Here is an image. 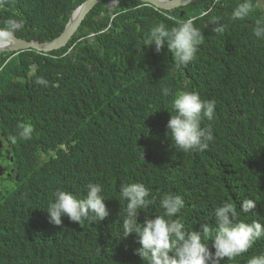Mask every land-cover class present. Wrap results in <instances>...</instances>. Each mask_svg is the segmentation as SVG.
<instances>
[{
	"label": "trees",
	"instance_id": "obj_1",
	"mask_svg": "<svg viewBox=\"0 0 264 264\" xmlns=\"http://www.w3.org/2000/svg\"><path fill=\"white\" fill-rule=\"evenodd\" d=\"M84 1L5 0L0 28L9 18H22L24 27L15 36L51 41ZM123 2L114 12L108 1L97 4L62 49L0 52V139L11 144L14 161L8 170L16 169L11 189L0 177V224L8 223L34 253L22 264H146L136 254L139 237L122 236L126 202L116 197L123 183L142 182L156 198L140 210L141 222L155 218L157 210L162 215L160 198L175 193L185 200L179 218L188 231L199 230L213 223L217 194L223 192L238 209L245 199H256V208L240 219L264 223V40L253 35L256 20H264L263 7L243 21H229L232 31L209 61L184 67L167 46L161 52L155 45L143 48L150 28L172 27L200 14L205 4L211 11L225 4L233 10L241 0L197 1L168 11ZM209 26L204 24L205 34ZM92 32L95 37L83 38ZM40 77L46 86L35 83ZM165 87L171 95H163ZM180 90L216 102L214 119L203 122L212 125L215 136L204 152H179L167 135L172 100ZM19 122H30L34 132L30 140L12 144L9 137ZM90 182L103 186L109 216L82 226L67 217L62 226L50 223L46 209L55 192L83 198ZM262 253L264 238L221 264H247ZM3 255L0 250V259Z\"/></svg>",
	"mask_w": 264,
	"mask_h": 264
},
{
	"label": "clouds",
	"instance_id": "obj_2",
	"mask_svg": "<svg viewBox=\"0 0 264 264\" xmlns=\"http://www.w3.org/2000/svg\"><path fill=\"white\" fill-rule=\"evenodd\" d=\"M4 3L5 0H0V5ZM229 7V4H225L211 11L209 4H205L200 14L193 13L178 20L172 27L165 23L155 24L146 34L143 48L155 45L156 52H161L167 46L175 61L184 67L194 60L207 62L223 48L224 38L232 31L227 30L229 21L245 20L257 9L264 7V0H241L233 10ZM222 15L225 19L220 18ZM206 23H210L207 28L209 34L204 32ZM23 27L22 18L7 19L4 27L0 28V41L13 40L14 34ZM253 35L264 40V20H256ZM198 54L201 58L197 57ZM35 83L46 86L48 82L40 77ZM162 92L164 96L172 94V90L167 87ZM215 110V100L204 99L196 91L180 90L175 93L171 117L167 123V135L177 151L197 153L209 149L210 143L215 140L214 131L211 124L204 125L203 122L212 121ZM33 132L34 127L30 122H19L16 134L11 135L9 140L12 144L18 140L27 141L32 138ZM0 148V169L3 172L0 177L10 179L16 170L15 167L8 170V166L14 161L11 144H4L0 139ZM7 157L9 163H3L7 161ZM16 178L18 179L17 176ZM228 185L235 190L238 183L231 185L230 180ZM85 189L83 198L71 191L57 190L46 209L49 222L62 226V217H67L82 226L86 220L101 222L108 217L110 212L105 203L103 186L90 182ZM217 197L219 206L214 210L213 223H203L199 230L188 231L179 218L185 208V200L180 194H164L159 200V208L163 209V214L156 209L158 215L155 218H147L141 222L140 210H148L149 206L155 204L156 198L142 182L123 183L116 197L120 202H126L122 205L125 212L122 217V236L124 238L135 233L139 237L141 247L136 250V254L146 264H221L224 258L234 261L252 249L257 240L264 238V223L260 220L249 223L240 219L242 214H249L256 208V199H245L238 209L236 204L227 200L223 192L218 193ZM209 238L211 243H208ZM25 241L23 236H15V231L8 223L0 224V250L4 254L0 264H22L25 260H32L34 253L25 248ZM247 264H264V253L251 256Z\"/></svg>",
	"mask_w": 264,
	"mask_h": 264
},
{
	"label": "water",
	"instance_id": "obj_3",
	"mask_svg": "<svg viewBox=\"0 0 264 264\" xmlns=\"http://www.w3.org/2000/svg\"><path fill=\"white\" fill-rule=\"evenodd\" d=\"M104 0H85L72 14L66 29L60 36L52 41L40 42L38 40H27L14 36L13 40L0 41V51H19L23 49H34L40 52L48 53L49 51L59 49L65 46L77 32L89 12L100 2ZM151 2L154 5L171 9L181 5L189 4L196 0H140ZM0 169V175H2Z\"/></svg>",
	"mask_w": 264,
	"mask_h": 264
},
{
	"label": "bare ground",
	"instance_id": "obj_4",
	"mask_svg": "<svg viewBox=\"0 0 264 264\" xmlns=\"http://www.w3.org/2000/svg\"><path fill=\"white\" fill-rule=\"evenodd\" d=\"M104 1H108V3H107V6L109 7V9H111V11H115V10H117V8L120 6V4L122 5V4H124V2L123 3H121V0H104ZM104 1H102V2H104ZM137 1H140V0H137ZM197 1H199V0H196V1H193V2H190L189 4H185V5H181V6H178V7H175V8H171V9H165V8H161V7H158V6H156V5H154L153 3H151V2H147V1H140V2H143V3H145V4H150V5H152V6H154V7H156V8H158V9H161V10H166V11H168V10H173V9H176V8H181V7H185V6H188V5H190V4H192V3H194V2H197ZM112 4V5H115V6H113V7H110L109 6V4ZM217 3V0H216V2L215 3H213V4H216ZM99 4V3H98ZM116 4H117V6H116ZM0 7H2V5H0ZM79 7V6H78ZM93 10V9H92ZM91 10V11H92ZM90 11V12H91ZM89 12V13H90ZM185 13V10H182V15ZM113 17H115V15L113 14L112 15ZM87 17V16H86ZM85 20V19H84ZM69 23V22H68ZM82 25V24H81ZM81 27V26H80ZM80 27H79V29H80ZM66 29V28H65ZM78 29V30H79ZM78 30H77V32H78ZM107 29H104L103 31H101V32H99V33H102V32H104V31H106ZM76 32V33H77ZM75 33V34H76ZM74 34V35H75ZM96 34L97 33H94V32H92L91 34H89L87 37H83L84 39H86V38H88V39H90V38H93V37H95L96 36ZM15 36V35H14ZM17 37H19V36H17ZM74 37V36H73ZM72 37V38H73ZM20 38H22V37H20ZM72 38L70 39V41L72 40ZM28 40V39H27ZM35 40V39H34ZM54 40V39H53ZM39 41V40H38ZM52 41V40H51ZM68 45V43L65 45V46H63V47H61V48H59V49H62V48H64V47H66ZM23 50H25V49H23ZM55 50H58V49H55ZM21 50H19V51H0V52H6V53H13V55H15L16 53H18V52H20ZM38 51V50H37ZM52 51H54V50H52ZM52 51H49L48 53H50V52H52ZM40 52V51H39ZM71 52V49H69V51H67L65 54H68V53H70ZM36 65L34 64L33 65V67H35Z\"/></svg>",
	"mask_w": 264,
	"mask_h": 264
},
{
	"label": "rangeland",
	"instance_id": "obj_5",
	"mask_svg": "<svg viewBox=\"0 0 264 264\" xmlns=\"http://www.w3.org/2000/svg\"><path fill=\"white\" fill-rule=\"evenodd\" d=\"M263 9H264V7H263ZM187 12H191V8L190 7L188 8V11ZM6 159H7V161L6 162H3V163L8 164L9 163L8 162V157ZM13 185H14V183L10 179H8L7 177H5L4 182H3V186L5 188H7V189H11L13 187Z\"/></svg>",
	"mask_w": 264,
	"mask_h": 264
},
{
	"label": "flooded vegetation",
	"instance_id": "obj_6",
	"mask_svg": "<svg viewBox=\"0 0 264 264\" xmlns=\"http://www.w3.org/2000/svg\"><path fill=\"white\" fill-rule=\"evenodd\" d=\"M0 150H1V148H0ZM5 151H8V149H7V148H5Z\"/></svg>",
	"mask_w": 264,
	"mask_h": 264
}]
</instances>
